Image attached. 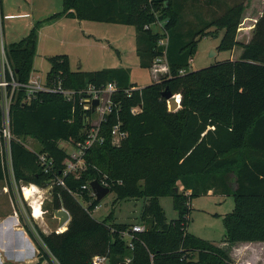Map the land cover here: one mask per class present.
Returning a JSON list of instances; mask_svg holds the SVG:
<instances>
[{
    "label": "trees",
    "instance_id": "1",
    "mask_svg": "<svg viewBox=\"0 0 264 264\" xmlns=\"http://www.w3.org/2000/svg\"><path fill=\"white\" fill-rule=\"evenodd\" d=\"M227 1L62 0L59 12L5 46L16 81L26 83L40 27L66 15L133 25L140 67L150 69L160 60L167 67L157 80L138 87L128 67L72 70L68 55L55 54L47 57L46 85L73 90L70 98L62 90L40 91L25 102L26 90H17L10 108L15 184L50 188L51 209L64 208L70 215L66 228L44 233L30 216L18 213L37 245L39 262L95 264L94 257L103 256L108 264H123L127 257V264H236L226 248L188 231L191 198L209 192L234 199L222 218L225 242L264 241V12L249 40L240 42L237 33L249 0ZM202 5L208 6L209 17L218 15L193 29L205 13ZM188 12L191 19L185 18ZM153 24L160 30L154 31ZM209 27L224 31L217 50L238 46L241 52L191 70L197 40ZM108 83L116 89L110 97L113 111L99 126L103 140L85 149L83 169L66 170L71 156L60 142L83 144L92 126L94 112L84 91ZM165 90L180 97L176 110H169ZM118 121L127 136L115 146L111 128ZM27 137L38 142V150L27 147ZM39 153L51 163L43 165ZM6 177L0 157V180ZM94 179L115 194V201L143 199L139 222H112L111 213L95 219L92 211L99 201L89 186ZM161 196L172 198L175 218L167 220ZM135 224L143 229L132 231Z\"/></svg>",
    "mask_w": 264,
    "mask_h": 264
},
{
    "label": "rangeland",
    "instance_id": "2",
    "mask_svg": "<svg viewBox=\"0 0 264 264\" xmlns=\"http://www.w3.org/2000/svg\"><path fill=\"white\" fill-rule=\"evenodd\" d=\"M229 4L235 2V0H228ZM223 9H216L220 11ZM201 11L205 13L202 16H199L195 28H202L201 26L208 20V18H214L218 15L211 16L206 13L208 6L202 5L200 8ZM264 12V0H249L247 2L246 8L243 11L241 23L238 30L237 39L240 42H247L251 36L252 28L255 19L259 17ZM220 14V13H219ZM186 19H191L192 14L190 12L185 14ZM85 23H90L91 25H96L97 29H94L96 36L101 38V42L104 43L112 53V58L106 60V55L104 59L100 56L98 59L91 62L87 59L84 61L82 70H98L110 66H126L129 68L130 80L131 82L137 84V86L142 87L152 83V81L159 78L161 75L166 73L167 67L163 65L164 61L160 60L158 63H154L151 69L141 68L139 65V58L136 55V37H135V28L133 25L129 24H116V23H105L97 21H87ZM203 24V25H202ZM154 31H159L160 27L158 24L151 25ZM206 35L198 38L197 40V50L190 62V69L195 70L215 64L216 62L224 61L229 58H236L241 52L240 47H234L232 51L228 50H217V46L223 36L224 31L218 30L215 32L213 27L206 28ZM3 40V39H2ZM5 41H3L4 43ZM9 43H4L8 45ZM38 56V53H37ZM38 65L40 58H37ZM45 66V68H44ZM76 64H72L73 69H77ZM49 62L46 60L42 64L41 70L46 72L49 69ZM166 68V69H165ZM73 91V90H72ZM104 101L106 102L107 97L103 96ZM103 105V104H102ZM100 105L99 108H102ZM100 113L98 110H95L91 125L97 127L95 133L97 137L99 136V126H100ZM98 125V126H97ZM25 144L32 150H38L39 144L34 139L27 137ZM118 146L119 144H114ZM60 146L63 147L72 158L76 159V166L74 170H81L85 166V150L82 151L83 144H71L70 142H60ZM69 161H73L70 159ZM11 180L7 177L5 180H0V211L8 210L10 198L13 200V203L17 207V203L20 206L21 213L19 214L29 220V216L33 218L30 212L29 204L24 200L22 193L20 191V185L12 186V190L9 192V186L11 185ZM21 184H23L21 182ZM106 186V185H105ZM11 187V186H10ZM6 188V189H4ZM50 188H44L41 192L40 198V207L48 208V210L43 209L45 215L50 219L53 216V210L51 209V194L49 191ZM14 193V194H13ZM161 206L164 209L167 220L173 219L176 217V211L173 206V200L169 196H161L158 198ZM17 202V203H16ZM192 209L191 216L188 225V231L192 234L201 237L204 240L212 242L214 244H219L225 235V227L223 224V214L230 212L234 206V199L231 196H219L216 194H205L200 196H194L190 200ZM86 205L85 203H83ZM144 204L143 199H129V200H120L115 201V194L113 192H108L100 201L99 205L92 211V216L97 220L105 219L110 213L112 215V222L116 223H137L139 222L140 213ZM41 208V213H43ZM29 214V215H27ZM42 218V215L41 217ZM34 219L35 224L39 219ZM53 221L58 220L53 218ZM37 225V224H36ZM53 224H50L52 226ZM53 228V227H52ZM125 239L128 238L127 235L124 236ZM260 254L264 256V247H262ZM99 264H108L106 260L101 261Z\"/></svg>",
    "mask_w": 264,
    "mask_h": 264
},
{
    "label": "crops",
    "instance_id": "3",
    "mask_svg": "<svg viewBox=\"0 0 264 264\" xmlns=\"http://www.w3.org/2000/svg\"><path fill=\"white\" fill-rule=\"evenodd\" d=\"M61 9L62 0H0V36L2 41L12 43L20 40L28 34L36 21L59 12ZM87 21L65 15L51 23L43 24L39 29L37 50L30 76L45 80L46 74L44 75L45 71L41 70L42 64L47 60V57L55 54L68 55L72 70L83 68L84 61L87 59L92 62L99 56L104 59V55H106V60L111 59L110 49L93 32L97 26L85 23ZM37 58H40L39 65ZM72 64H76L77 69H73ZM163 65L166 66L165 63ZM150 69L153 71L152 68ZM157 79L154 78V80ZM22 183H18L20 191L30 206L33 218L39 219L36 221L39 229L44 233L58 230V220L56 223L52 220L55 218L54 215L50 219L43 216L45 215L43 209L48 210V208L40 207L41 192L44 188ZM26 188L31 189L29 198L24 195ZM8 202L10 208L0 211V264H48L45 260L39 262L35 241L21 225L17 214L15 215L17 210L21 213L20 206L16 202V207L11 198ZM35 204L38 207V216H35L34 213ZM41 208L43 213H41ZM41 215L42 218H39ZM50 224L53 225L50 226ZM215 245L226 248L228 255L236 264H264V256L260 254L264 247V241L228 244L223 237V240Z\"/></svg>",
    "mask_w": 264,
    "mask_h": 264
},
{
    "label": "built area",
    "instance_id": "4",
    "mask_svg": "<svg viewBox=\"0 0 264 264\" xmlns=\"http://www.w3.org/2000/svg\"><path fill=\"white\" fill-rule=\"evenodd\" d=\"M159 60V59H158ZM23 87L26 91V96L24 98L25 102H30L38 92L40 91H57L62 90L60 83L53 84L52 86L46 85L45 80H41L39 78H35L33 76H29V79L26 83H19L16 81L14 77V71L11 65L8 63L6 59L5 53V45L0 36V157L2 160V165L7 173V177L11 180V185L16 186L14 174H13V164H12V156H11V141L13 139V134L11 132L10 124V108L13 102V99L16 95L17 90ZM116 87L114 83H108L106 87L100 88L98 90L93 89L92 87H88L84 92L89 95V101L94 99H98L99 103L95 110H98L100 113V122L102 120H106V116L113 111V103L110 100L111 94L115 91ZM64 95L68 98L74 91L72 90H62ZM103 96H106V102H103ZM103 104V105H102ZM102 105V108H99ZM117 110V109H116ZM138 107H134L131 109L132 112H136ZM95 112V111H94ZM117 113V111H116ZM98 126V125H97ZM97 127L94 125L91 126V129L88 133V136L83 143V150L89 148L95 141L102 142V137H97V133H95ZM127 136V132L121 129V123L118 121L111 128V140L113 144H119V142ZM71 156V155H70ZM39 161L44 165L51 163L49 159H47L46 154L39 153L38 154ZM75 160V158H72ZM48 160V161H47ZM74 161H69L66 165V170L76 169V163ZM6 177V178H7ZM62 183V181H60ZM6 189V188H4ZM19 211L17 210L18 216ZM132 231H139L143 229V226L139 224H135L131 227ZM57 231H61L58 228ZM130 247L131 243L128 242ZM94 263L99 264L101 261L106 260L103 256H95ZM130 261V258L125 259V264Z\"/></svg>",
    "mask_w": 264,
    "mask_h": 264
},
{
    "label": "water",
    "instance_id": "5",
    "mask_svg": "<svg viewBox=\"0 0 264 264\" xmlns=\"http://www.w3.org/2000/svg\"><path fill=\"white\" fill-rule=\"evenodd\" d=\"M163 95L168 99V108L170 111L176 110L179 107L180 97L178 95H173L167 90L163 92ZM98 103V99H94L92 101V112L95 111V108L97 107ZM89 186L97 201H100L109 192V188L101 184L97 179L92 180L89 183ZM53 215L55 218L58 219V228H60L61 230L66 228V224L70 219L69 212L64 208H60L53 210Z\"/></svg>",
    "mask_w": 264,
    "mask_h": 264
},
{
    "label": "bare ground",
    "instance_id": "6",
    "mask_svg": "<svg viewBox=\"0 0 264 264\" xmlns=\"http://www.w3.org/2000/svg\"><path fill=\"white\" fill-rule=\"evenodd\" d=\"M40 190V189H39ZM24 195L26 196V198H29L30 197V195H31V189H29V188H26V189H24ZM37 203V202H36ZM34 210V209H33ZM35 216L37 215L38 216V207H37V205L35 204Z\"/></svg>",
    "mask_w": 264,
    "mask_h": 264
}]
</instances>
